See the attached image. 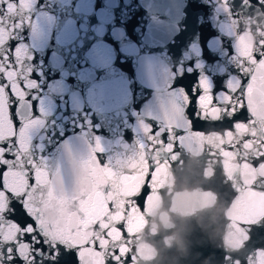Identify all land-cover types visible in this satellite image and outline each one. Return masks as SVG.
Here are the masks:
<instances>
[{
  "label": "water",
  "instance_id": "water-1",
  "mask_svg": "<svg viewBox=\"0 0 264 264\" xmlns=\"http://www.w3.org/2000/svg\"><path fill=\"white\" fill-rule=\"evenodd\" d=\"M0 264H264V0H0Z\"/></svg>",
  "mask_w": 264,
  "mask_h": 264
},
{
  "label": "snow or ice",
  "instance_id": "snow-or-ice-1",
  "mask_svg": "<svg viewBox=\"0 0 264 264\" xmlns=\"http://www.w3.org/2000/svg\"><path fill=\"white\" fill-rule=\"evenodd\" d=\"M178 83H181V81H178ZM185 87L188 88V90H189L188 93L191 95V93H192V87H191V84L185 85ZM218 90H219V89H218Z\"/></svg>",
  "mask_w": 264,
  "mask_h": 264
}]
</instances>
